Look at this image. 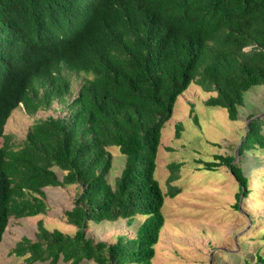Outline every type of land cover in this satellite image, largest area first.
Masks as SVG:
<instances>
[{"label":"trees","instance_id":"1","mask_svg":"<svg viewBox=\"0 0 264 264\" xmlns=\"http://www.w3.org/2000/svg\"><path fill=\"white\" fill-rule=\"evenodd\" d=\"M67 70L86 75L75 95ZM191 83L215 93L206 105L237 119L245 91L264 86V0H0V242L10 218L48 211L45 187H78L64 210L73 234L39 219L34 239L22 236L8 254L151 264L164 197L180 191L165 194L155 177L161 128ZM54 102L68 114L34 120L20 146L3 133L20 104L34 115ZM110 147L125 157L112 183ZM237 149L264 150V116L247 123ZM234 160L220 154L203 164L225 165L247 196ZM136 216L144 219L133 237L88 236L90 223Z\"/></svg>","mask_w":264,"mask_h":264},{"label":"rangeland","instance_id":"2","mask_svg":"<svg viewBox=\"0 0 264 264\" xmlns=\"http://www.w3.org/2000/svg\"><path fill=\"white\" fill-rule=\"evenodd\" d=\"M65 72L75 95L86 75ZM212 95L215 93L191 83L177 96L172 115L161 128L155 177L165 194L171 188L180 191L173 197H164L161 207L164 223L151 264H261L254 254L258 252L264 257V150H249L241 155L237 151L247 123L264 116V86L255 85L245 91L236 120H230L225 109L206 105ZM61 108V104L54 102L49 110L28 115L20 104L12 110L3 133L11 135L15 147L20 146L34 120L67 115L69 111ZM109 151L113 168L107 179L112 183L125 157L116 147H110ZM220 154L232 155L239 163L247 178L244 190L247 196L239 190L225 165L211 170L203 164ZM55 170L60 177L62 172ZM77 191L75 184L45 187L49 206L45 214L10 218L0 242V264H51L26 263L24 258L9 255L8 251L22 236L34 239L39 219L48 230L73 234L75 227L66 221L64 210L71 207ZM143 219L144 216H136L132 221L90 223L88 236L107 242H114L120 235L133 237ZM54 264L68 262L59 260ZM80 264L95 263L83 260Z\"/></svg>","mask_w":264,"mask_h":264}]
</instances>
